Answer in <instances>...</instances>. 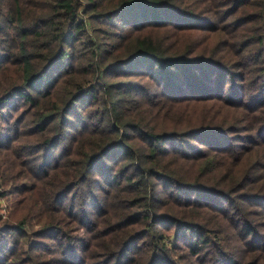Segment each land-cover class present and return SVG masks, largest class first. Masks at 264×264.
<instances>
[{
	"label": "trees",
	"instance_id": "obj_1",
	"mask_svg": "<svg viewBox=\"0 0 264 264\" xmlns=\"http://www.w3.org/2000/svg\"><path fill=\"white\" fill-rule=\"evenodd\" d=\"M0 181V264H264V0H0Z\"/></svg>",
	"mask_w": 264,
	"mask_h": 264
},
{
	"label": "rangeland",
	"instance_id": "obj_2",
	"mask_svg": "<svg viewBox=\"0 0 264 264\" xmlns=\"http://www.w3.org/2000/svg\"><path fill=\"white\" fill-rule=\"evenodd\" d=\"M84 23H85V26L87 27V29L90 31V23L88 22L87 19L84 20ZM115 28H120V22L119 20H115ZM145 34H147V32H145ZM118 75L119 77H113V76H110L109 77V80H113V82L115 83H118L119 81H124L128 78H125L124 76H122L121 74H116ZM139 76H134L132 78H130L131 80H133L134 82H137L138 84H141L142 86H147L149 83L148 81L145 79V78H138ZM144 77V76H142ZM155 90V89H154ZM147 104V103H146ZM146 104L143 106L145 107ZM19 182H22L24 184H26V186H30L29 185V181L26 180V179H19L18 181H16V184H18ZM3 188H4V185H3ZM0 190H2V183L0 181ZM24 197L23 193H19L16 191V189H9L8 192L5 194V195H2L0 196V222H11V223H14L15 219H20V218H23L24 215L22 217H19L20 214L17 213L18 211V206L19 204L21 203V201H24V199H22ZM20 202V203H19ZM207 216H209L208 214H206ZM28 218H26V220L24 221V226L26 228V230L28 231L27 234H28V237H25L23 238V247L24 249H27L28 248V245L30 243V241L33 238V235L31 233V230L32 229H37L38 228V225H36L34 222H35V219L34 218H31V225H30V222L27 220Z\"/></svg>",
	"mask_w": 264,
	"mask_h": 264
}]
</instances>
